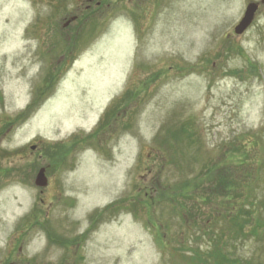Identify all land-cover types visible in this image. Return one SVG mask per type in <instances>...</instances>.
Masks as SVG:
<instances>
[{"label":"rangeland","instance_id":"obj_1","mask_svg":"<svg viewBox=\"0 0 264 264\" xmlns=\"http://www.w3.org/2000/svg\"><path fill=\"white\" fill-rule=\"evenodd\" d=\"M212 239L264 264V0H0V264H210Z\"/></svg>","mask_w":264,"mask_h":264},{"label":"trees","instance_id":"obj_2","mask_svg":"<svg viewBox=\"0 0 264 264\" xmlns=\"http://www.w3.org/2000/svg\"><path fill=\"white\" fill-rule=\"evenodd\" d=\"M201 178L200 179H196L197 182L193 186L196 185V188L198 189V194L199 195H202V193L204 194V195L201 196L202 198H205V199L208 198V200H209L210 198L207 197L208 194H209V193H207V190H208L207 184H208V182H211V183L213 182L212 183L213 187L216 188L215 175L213 177V175L211 176L208 173H203V174H201ZM220 180L225 182V184H222L223 188L226 190L225 193H228L229 189L232 188V186H235L234 183H229V179H227V178H223L222 177ZM193 182H192V180H189L186 185H189L190 183L193 184ZM218 186H220L219 183H218ZM213 187L210 188V191L213 190ZM244 210H246V209H241V212H245L247 215H246V217H244L245 221L242 222L240 224V226H239L240 227L239 231L242 234H244V232H243L244 231V227H242V226L243 225H248L249 228H254L255 227L254 223L256 222V219H257L252 211H250V210L244 211ZM236 216L237 215H234V217H236ZM211 245H212V247H211V250H210L209 254L213 255L214 260L212 261V263L210 262V264H214V263L215 264H222V262L227 264V263L230 262L231 257L229 256L228 252H226L225 246L222 247L220 245V240L219 239H216V240L212 239ZM201 262L203 264H207L209 261L207 262V260H205V261L201 260Z\"/></svg>","mask_w":264,"mask_h":264},{"label":"water","instance_id":"obj_3","mask_svg":"<svg viewBox=\"0 0 264 264\" xmlns=\"http://www.w3.org/2000/svg\"><path fill=\"white\" fill-rule=\"evenodd\" d=\"M258 8V3L256 2H249L244 10L243 16L239 20V22L234 26V32L236 34H241L252 22L255 12ZM31 148H35V146H31ZM34 183L37 186L44 187L47 185V176L45 175V168H39L38 172L36 173Z\"/></svg>","mask_w":264,"mask_h":264}]
</instances>
